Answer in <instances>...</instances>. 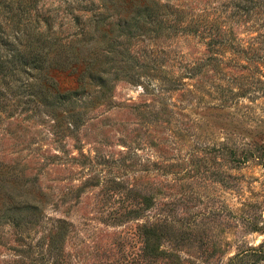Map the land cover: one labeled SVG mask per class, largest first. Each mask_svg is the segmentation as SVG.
<instances>
[{
  "label": "rangeland",
  "instance_id": "obj_1",
  "mask_svg": "<svg viewBox=\"0 0 264 264\" xmlns=\"http://www.w3.org/2000/svg\"><path fill=\"white\" fill-rule=\"evenodd\" d=\"M141 1L37 0L48 72L0 73V264H264V0Z\"/></svg>",
  "mask_w": 264,
  "mask_h": 264
},
{
  "label": "trees",
  "instance_id": "obj_2",
  "mask_svg": "<svg viewBox=\"0 0 264 264\" xmlns=\"http://www.w3.org/2000/svg\"><path fill=\"white\" fill-rule=\"evenodd\" d=\"M122 4H126V7L134 6L135 9L137 7L141 11L154 9L151 7L141 9L149 5L143 6L141 0H122ZM48 19L49 17L40 14L37 0H0V73H2V77H6L7 73L14 74L17 72L23 57H29L31 61L39 62V66L33 64L29 66L27 63L29 68L41 71L42 74L48 72L49 67L43 66V61L48 55L51 56V52L44 51V47L48 49V46L56 41L53 39L51 27L47 22ZM41 22L46 24V29H41ZM133 23L135 22L131 21V24L128 23L127 25L132 26ZM114 42H111L112 45L115 44ZM57 55H63L64 63H60L56 57L51 59L58 62V65L62 64L63 68L69 66L72 62L70 59L74 57V54H67L66 51L61 54L56 53ZM26 62L23 64L24 66H26ZM28 67L19 70L26 72ZM262 243L264 244V240ZM256 250H260V245Z\"/></svg>",
  "mask_w": 264,
  "mask_h": 264
}]
</instances>
